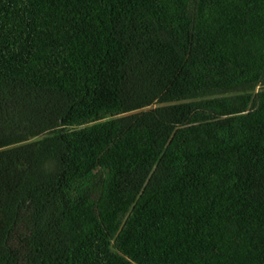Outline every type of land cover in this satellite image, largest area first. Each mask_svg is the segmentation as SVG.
Listing matches in <instances>:
<instances>
[{
	"label": "trees",
	"instance_id": "1",
	"mask_svg": "<svg viewBox=\"0 0 264 264\" xmlns=\"http://www.w3.org/2000/svg\"><path fill=\"white\" fill-rule=\"evenodd\" d=\"M0 264H264V0H0Z\"/></svg>",
	"mask_w": 264,
	"mask_h": 264
}]
</instances>
